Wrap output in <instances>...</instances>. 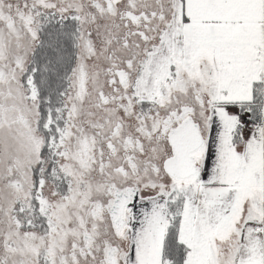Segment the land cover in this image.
Segmentation results:
<instances>
[{
    "label": "snow or ice",
    "instance_id": "snow-or-ice-1",
    "mask_svg": "<svg viewBox=\"0 0 264 264\" xmlns=\"http://www.w3.org/2000/svg\"><path fill=\"white\" fill-rule=\"evenodd\" d=\"M0 264H264V0H0Z\"/></svg>",
    "mask_w": 264,
    "mask_h": 264
}]
</instances>
